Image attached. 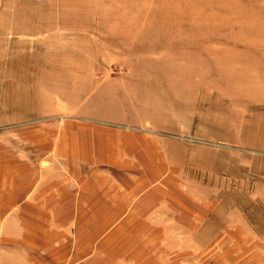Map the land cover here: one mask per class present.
<instances>
[{
    "label": "crops",
    "instance_id": "obj_1",
    "mask_svg": "<svg viewBox=\"0 0 264 264\" xmlns=\"http://www.w3.org/2000/svg\"><path fill=\"white\" fill-rule=\"evenodd\" d=\"M89 8L85 0H0V58H9L20 72L40 74L37 81L45 88L89 90L83 106L61 116V128L48 134L32 131L34 143L43 144L41 153L11 159L16 160L13 171L18 174H13L19 180L3 182L0 218L14 216L21 223L25 217H148L152 198L130 203L126 197L122 202L100 194L108 184L139 183L128 179L140 178V169L145 175L141 183L150 185L167 183L160 179H174L180 169L201 174V159L192 153L199 154L200 145L172 144L178 139L215 143L221 146L217 151L228 155L230 150L264 154V55L251 59L250 48L206 43L195 45L199 54L198 49L195 55L180 54L155 71L152 65L139 64L137 33L107 38L106 18L91 15ZM150 57L147 53L146 62ZM114 70L125 75L115 78ZM113 86L117 90L108 93ZM149 131L164 135L163 155L155 140L144 135ZM214 164L211 178L222 168L218 160ZM169 169V176L156 180L155 172ZM114 200L122 206L111 208ZM106 228V223L98 224L93 233ZM18 231L29 229L18 225ZM51 234L53 241L48 242L0 243V264H90V242L60 241L57 228ZM48 244L51 254L32 257L26 251Z\"/></svg>",
    "mask_w": 264,
    "mask_h": 264
},
{
    "label": "rangeland",
    "instance_id": "obj_2",
    "mask_svg": "<svg viewBox=\"0 0 264 264\" xmlns=\"http://www.w3.org/2000/svg\"><path fill=\"white\" fill-rule=\"evenodd\" d=\"M85 1L91 15L106 18L107 38L126 31H132L133 37L137 33L139 64L152 65L155 71L180 54L195 55L197 49L199 54L200 47L195 45L206 43L250 48L251 59L264 55V0ZM147 53L152 56L150 62H146ZM5 59L0 58V202L3 182L17 178L13 174H18L13 171L16 160L11 159L41 151L43 144L34 143L37 138L32 131L45 130L48 134L49 130L61 128V116H70L83 106L89 91L72 87L45 88L37 81L40 74L20 72V66L11 65L9 58ZM124 75L122 70L111 73L115 78ZM115 90L113 86L108 93ZM147 133L149 135H144L155 140L163 155V148L167 147L164 135ZM26 140H30L29 143ZM178 140L171 142L187 147L200 145V155L197 151L192 153L201 159V174L192 175L189 168L180 169V176L160 179L167 183L150 185L141 183L145 175L140 169L136 170L140 178L128 179L139 183L108 184L106 192L100 194L107 196L106 199L124 200L122 202L126 197L130 203L139 202L144 196L152 198L154 206H150V216L25 217L21 223L18 218L9 216L0 218V243L53 241L51 230L57 228L60 241L86 240L92 244L90 264H264V154L230 150L232 155H228L222 153L226 150L217 151L215 148L221 146L215 143L197 142L194 138H185L187 143ZM174 145L171 147L178 150ZM212 150L217 155L211 153ZM216 160L223 169L214 171L211 178V167ZM155 174L159 180L160 176H169L171 170ZM116 176H119L117 172ZM113 187L117 190L111 191ZM120 200L109 202L111 208L122 206ZM95 202L93 200L91 205ZM104 223L107 224L104 233H93L98 224ZM18 225H26L29 231L19 232ZM174 228L177 231H173ZM47 247L26 251L38 257L43 252L51 254L50 245ZM3 251L0 249V254ZM65 253H60V257ZM98 257L100 259H96Z\"/></svg>",
    "mask_w": 264,
    "mask_h": 264
},
{
    "label": "built area",
    "instance_id": "obj_3",
    "mask_svg": "<svg viewBox=\"0 0 264 264\" xmlns=\"http://www.w3.org/2000/svg\"><path fill=\"white\" fill-rule=\"evenodd\" d=\"M43 1H44V0H37V2H40V3L43 2Z\"/></svg>",
    "mask_w": 264,
    "mask_h": 264
}]
</instances>
